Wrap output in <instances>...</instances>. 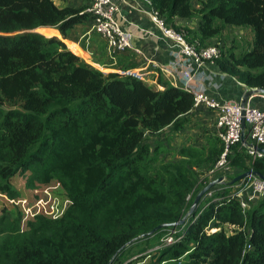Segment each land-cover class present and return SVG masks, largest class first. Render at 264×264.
Returning <instances> with one entry per match:
<instances>
[{
  "label": "trees",
  "instance_id": "16d2710c",
  "mask_svg": "<svg viewBox=\"0 0 264 264\" xmlns=\"http://www.w3.org/2000/svg\"><path fill=\"white\" fill-rule=\"evenodd\" d=\"M149 2L164 25L199 47L211 45L222 26L251 29L252 44L242 54L214 44L221 49L215 63L247 90L264 89V0H199V8L193 0ZM87 6L0 0V190L10 191V179L28 170L44 183L59 174L72 200L60 235L25 238L9 264H123L135 242L150 247L154 238L157 245L169 228L141 235L182 219L174 243L159 247L150 264L166 258L177 264H264V197L245 213L228 197L234 177L264 174V157L232 146L230 186L185 217L206 184L194 186L190 159L171 164L175 170L149 173L144 142L145 135L168 127L178 132L198 117L192 94L161 80L151 87L134 74L103 73L56 32L47 34L44 28L54 27L68 38V30L92 19ZM192 18L196 29L177 25ZM210 136L215 149L204 159L197 155L208 171L223 149L214 131ZM209 223L218 230L206 233Z\"/></svg>",
  "mask_w": 264,
  "mask_h": 264
},
{
  "label": "rangeland",
  "instance_id": "374dc122",
  "mask_svg": "<svg viewBox=\"0 0 264 264\" xmlns=\"http://www.w3.org/2000/svg\"><path fill=\"white\" fill-rule=\"evenodd\" d=\"M54 1L57 2V5L65 3L90 4V0ZM193 5L199 8V0H193ZM177 23L178 26L188 27L191 30L196 29L197 26L196 18L178 20ZM44 29L47 30L48 35L56 32L52 27ZM35 31H39V29ZM213 40L211 45L217 43L224 50L232 46L234 47L233 53L239 55L250 48L253 32L251 29L244 27L222 26L220 34ZM189 41L194 42V40ZM204 115L207 116V122L205 123L204 119H200L201 117L204 118ZM213 127V114L204 113L200 114L193 121V124H187L178 132L168 127L157 135H145L144 143L149 148L144 159L145 170L149 173H153L161 167L175 170V167L170 168L171 164L180 165L183 164L182 161L190 159L193 165L191 169L192 177L196 183L194 186L196 187L198 184L207 185L213 177L208 174L207 168L200 167L203 164L200 163V156L197 157V155H203L201 157L204 159L205 156L209 155L210 149H215L212 136H210ZM205 138L208 139L204 143ZM197 139L202 140L199 142L200 145L196 146L198 148L195 147ZM229 169V175H234L235 172L232 171L230 166ZM71 205L72 200L66 182L59 174L54 175L52 180L47 183L32 176L30 170L22 176L16 175L11 178L10 191L0 190V264H9L22 241L27 237H33L35 233H37L36 235L57 238L68 224V218L70 217L68 211L71 209ZM168 205L169 202L166 200L163 207H168ZM36 229L39 231L35 232ZM163 237L162 235L160 240ZM138 241L128 251L127 259L123 264H150L155 260L153 253L158 248L156 247L158 244L155 245L156 240L152 239L150 247ZM170 260L166 258L162 260V264H177L175 261Z\"/></svg>",
  "mask_w": 264,
  "mask_h": 264
},
{
  "label": "built area",
  "instance_id": "2783aa9c",
  "mask_svg": "<svg viewBox=\"0 0 264 264\" xmlns=\"http://www.w3.org/2000/svg\"><path fill=\"white\" fill-rule=\"evenodd\" d=\"M144 1L148 6L150 19L159 27L162 36L172 44L168 66L169 71L177 78L175 87L192 94L194 111L200 114L212 113L214 116L213 131L222 142L223 149L208 171V174L213 177L212 180L219 178V181L203 196L202 200H206L215 192L230 186L227 184L232 146L239 144V150L243 148L253 157H264V153L254 148L255 146L264 148V105L259 108L250 103L255 96L264 99V94L249 95L245 100L243 98L220 100L212 95L198 74L208 65H216L215 60L220 55L219 47L214 44L199 47L197 43L188 42L182 33L164 25L162 17L151 7L149 0ZM118 11V6L110 0H90L85 10L92 18L91 29L105 41L107 53L111 58L132 48L131 35L123 32L115 20V14ZM243 137L245 142L242 140ZM233 184L228 197L238 201L242 213L264 197V174L262 177L251 175ZM189 198L190 196L186 200ZM233 228L234 226H231L228 232L230 233ZM217 230L218 228L212 223L205 228L206 233ZM175 232L174 227L169 228L157 247L173 244Z\"/></svg>",
  "mask_w": 264,
  "mask_h": 264
},
{
  "label": "crops",
  "instance_id": "0c3cea01",
  "mask_svg": "<svg viewBox=\"0 0 264 264\" xmlns=\"http://www.w3.org/2000/svg\"><path fill=\"white\" fill-rule=\"evenodd\" d=\"M110 1L119 8L115 14L119 28L131 35V49L116 54L114 58L109 57L105 41L91 29L90 20L68 30V38L65 39L61 37L56 28L52 27L56 31L57 38L67 46V42L76 46L80 54L73 52L103 73L134 74L151 87H160L157 84L158 80L175 86L177 78L169 71L168 66L172 44L162 36L159 27L150 19L145 1ZM68 48L71 50L69 46ZM198 76L210 93L220 100H240L247 91V88L236 79L222 74L215 64L202 69ZM250 103L252 106L261 108L264 105V99L255 96ZM203 117L200 119H204V123L207 122V116ZM196 118H193V121ZM193 121L188 124H193ZM200 141L202 140L197 141V145H200Z\"/></svg>",
  "mask_w": 264,
  "mask_h": 264
},
{
  "label": "water",
  "instance_id": "95a60500",
  "mask_svg": "<svg viewBox=\"0 0 264 264\" xmlns=\"http://www.w3.org/2000/svg\"><path fill=\"white\" fill-rule=\"evenodd\" d=\"M256 93H263L264 94V89H250V90H247L245 92V95L243 97V99L245 100L246 97H248L249 95H253V94H256ZM242 140L245 142V138L243 137ZM257 151L259 152H262L264 153V148H261V147H254ZM251 175H255L254 172L252 171H248V172H245L243 174H240L236 177H234L230 182L231 184L233 183H236L246 177H249ZM257 176H260L262 177V175H257ZM219 181V178L217 179H214L210 182L207 183V185H205L202 189H200L198 191V193L196 194L194 200H193V203L192 205L189 207L185 217L189 214H192L196 207L198 206V204L200 203V201L202 200L203 196L213 187L217 184V182ZM184 223V219L180 220L179 222H174V223H167V224H160L158 226H156L155 228H153L151 231H149L148 233H146V235H141L140 237H145V236H148V235H152L155 231H157L159 228L161 227H168V228H171V227H176V226H179V225H182Z\"/></svg>",
  "mask_w": 264,
  "mask_h": 264
},
{
  "label": "bare ground",
  "instance_id": "6f19581e",
  "mask_svg": "<svg viewBox=\"0 0 264 264\" xmlns=\"http://www.w3.org/2000/svg\"><path fill=\"white\" fill-rule=\"evenodd\" d=\"M73 50H74L76 53L80 54V51L78 50V48H77L76 46H73Z\"/></svg>",
  "mask_w": 264,
  "mask_h": 264
}]
</instances>
